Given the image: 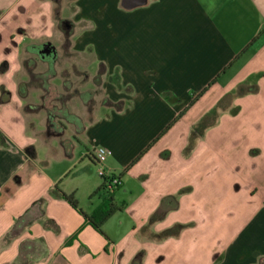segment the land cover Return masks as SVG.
<instances>
[{
	"label": "crops",
	"instance_id": "0c3cea01",
	"mask_svg": "<svg viewBox=\"0 0 264 264\" xmlns=\"http://www.w3.org/2000/svg\"><path fill=\"white\" fill-rule=\"evenodd\" d=\"M67 21L61 42L90 59L74 69L107 103L53 127L33 65ZM5 30L0 264H264V0H0ZM97 147L123 174L103 233L86 218L104 199Z\"/></svg>",
	"mask_w": 264,
	"mask_h": 264
},
{
	"label": "rangeland",
	"instance_id": "374dc122",
	"mask_svg": "<svg viewBox=\"0 0 264 264\" xmlns=\"http://www.w3.org/2000/svg\"><path fill=\"white\" fill-rule=\"evenodd\" d=\"M68 23V21L61 22V24L59 25V29H57L56 35L58 37L53 38L50 41L54 45L57 53V57L54 60H50L49 58L46 59L49 60V62H53L52 69L50 70L49 65L46 63L47 61H44L45 59L40 58L37 53L36 57L39 64L37 65V67H35V64L33 65V73H35L36 76H32V80L34 81V83H36V85H38L37 90L40 94V97L42 98L40 105L43 106V109L45 107V110H47L50 115L56 116L57 114H59L62 118L60 120H54L51 117H47V113L46 115L44 114L42 116L43 124H48L49 126L53 127L58 124L59 125L56 127H63L65 125L74 127V125L71 124L73 123V121L77 120L78 117L82 118L83 122L86 123L94 117L97 109H99L101 105L107 103V100L105 98L106 95L104 94L102 88L98 85L92 86V88H90V85L87 84L88 81L85 74L81 73L80 71L77 72L74 69V67L76 66L88 64L90 59L83 58L82 56L71 53V51L73 50L68 46V43H65L63 45L64 42H61L62 39H60V34L58 33V31L61 30L62 27L67 29L66 27ZM5 26L6 27L4 28L8 30V28H10L12 25L5 24ZM14 26L16 25L14 24ZM6 32V30L0 31L1 38L2 34L5 35ZM47 32H50V30H47ZM9 42L10 38H2V40H0V56L3 54V52L1 51H10L8 47ZM35 50H37V48ZM30 66H32V63ZM94 66L96 67H92L90 65V73L97 68V65ZM53 68L55 69L53 70ZM57 79H61L62 81L58 82L59 85L66 84V86L62 85L56 87L50 85V82L57 85ZM8 80H5L6 86H8ZM43 83L45 87H43ZM1 91H3V89H1L0 92ZM39 106L36 107L38 108ZM219 119L220 111L219 109L214 108L203 117V119L201 120V122L203 123L202 126H206L205 128L216 127L218 126L217 124ZM9 121L10 122L7 121L6 127L16 126V122L12 124L11 122H13V120L9 119ZM56 121H58V124H56Z\"/></svg>",
	"mask_w": 264,
	"mask_h": 264
},
{
	"label": "trees",
	"instance_id": "16d2710c",
	"mask_svg": "<svg viewBox=\"0 0 264 264\" xmlns=\"http://www.w3.org/2000/svg\"><path fill=\"white\" fill-rule=\"evenodd\" d=\"M67 24V23H66ZM215 82V81H214ZM207 88L200 93L190 104V106H192L196 100L202 96V94H204V92H206ZM185 112V111H184ZM184 112L181 113L180 117H178L177 120H179V118H181V116H183ZM174 121V123L176 122ZM202 122H200L198 124L197 131L198 134L203 132V130L205 129L206 126H202ZM172 125H170L171 127ZM168 127L166 129V131L170 128ZM164 131V133L166 132ZM197 136V135H196ZM196 136L194 135L193 139L196 138ZM90 158H94L95 156L93 153H91V155L89 156ZM97 163V162H96ZM122 175H117L116 173H113L111 177H102L100 176V178L102 179L103 183L100 189H98L94 195H99L101 194V196L104 197L103 199V203L102 205L90 216L86 218L91 222L92 226L99 232L103 233L102 231V226L104 225V223L110 219L115 213H117L118 211L122 210V207H120L115 199H114V195L115 192L120 188V186L122 185ZM118 180L120 182L119 185H113V181L114 180ZM63 197L65 198V200L70 203V205L74 208V209H78V201L75 198L74 194L71 195H67L65 193H62Z\"/></svg>",
	"mask_w": 264,
	"mask_h": 264
},
{
	"label": "built area",
	"instance_id": "2783aa9c",
	"mask_svg": "<svg viewBox=\"0 0 264 264\" xmlns=\"http://www.w3.org/2000/svg\"><path fill=\"white\" fill-rule=\"evenodd\" d=\"M95 156L97 165H98V173L99 176L102 177H111L114 172L108 171L104 163L109 155H111V151L106 149L105 147H97L93 152ZM120 182L118 180L113 181V185H119Z\"/></svg>",
	"mask_w": 264,
	"mask_h": 264
},
{
	"label": "water",
	"instance_id": "95a60500",
	"mask_svg": "<svg viewBox=\"0 0 264 264\" xmlns=\"http://www.w3.org/2000/svg\"><path fill=\"white\" fill-rule=\"evenodd\" d=\"M52 49H53V48L51 47L50 44H46V45H44V46L42 47L40 53H41V54H42V53H44V54H50V53L52 52Z\"/></svg>",
	"mask_w": 264,
	"mask_h": 264
},
{
	"label": "flooded vegetation",
	"instance_id": "af4514ba",
	"mask_svg": "<svg viewBox=\"0 0 264 264\" xmlns=\"http://www.w3.org/2000/svg\"><path fill=\"white\" fill-rule=\"evenodd\" d=\"M53 51L54 50L52 49V52L50 54H44V53H42V54H40V57H42V58L48 57L49 59H52V57H53Z\"/></svg>",
	"mask_w": 264,
	"mask_h": 264
}]
</instances>
